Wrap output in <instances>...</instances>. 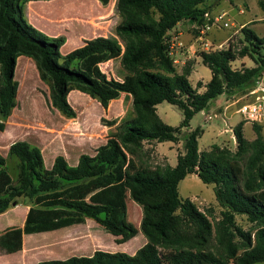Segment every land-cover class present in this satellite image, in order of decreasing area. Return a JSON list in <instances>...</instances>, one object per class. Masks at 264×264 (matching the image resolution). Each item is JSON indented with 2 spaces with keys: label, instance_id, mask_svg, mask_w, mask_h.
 I'll use <instances>...</instances> for the list:
<instances>
[{
  "label": "trees",
  "instance_id": "1",
  "mask_svg": "<svg viewBox=\"0 0 264 264\" xmlns=\"http://www.w3.org/2000/svg\"><path fill=\"white\" fill-rule=\"evenodd\" d=\"M50 1L54 0H0V131L4 132L17 106L16 66L21 57L34 62L48 87L49 107L68 120L77 118L68 99L73 91L106 110L122 94L132 104L122 119L108 121L112 129L106 143L93 156L80 155L76 166L58 156L48 169L40 148L18 141L9 148V157L17 162L14 178L8 159L0 153V177L5 181L0 215L20 201L29 207L23 228L0 233V254L22 251L25 235L53 232L91 219L119 238L118 244L139 232L146 243L133 255L97 250L90 256L37 264H264V136L259 124H253L254 141L246 139L243 122L234 129L236 152L218 145L201 152L203 130L188 132L185 152L175 167H150L145 149L146 143H179L194 116L212 102L251 91L264 75V37L244 27V46L238 53L231 45L222 51L202 52L199 56L212 77L199 93L202 83L194 88L189 80L191 65L177 71L168 35L183 21L202 23L210 12L207 0H117L123 22L113 34L87 40L67 54L62 53L64 37H50L25 19L27 3ZM96 1L103 6L110 3ZM238 58H249L256 66L233 69ZM117 60L124 73L120 81L101 69L102 64ZM164 102L182 110L179 127L166 124L158 115L157 106ZM190 175L214 186L223 208L216 223L193 201L181 197L180 183ZM126 201L142 208L139 229L125 221ZM239 215L257 224L254 238L238 227Z\"/></svg>",
  "mask_w": 264,
  "mask_h": 264
},
{
  "label": "rangeland",
  "instance_id": "2",
  "mask_svg": "<svg viewBox=\"0 0 264 264\" xmlns=\"http://www.w3.org/2000/svg\"><path fill=\"white\" fill-rule=\"evenodd\" d=\"M116 3L117 0H110L107 6L101 5L96 0L30 2L24 6V15L27 21L31 20L30 13L35 14L37 12V14H42V17L40 15L39 17L43 19L47 15L52 20L50 22L53 25L71 35L87 36L89 38L96 35L110 36L113 34L114 29L123 22V18L117 11ZM207 4L210 6L211 14L227 13L230 22L233 24L229 29L216 28L206 36V39L211 41L214 46L223 44V49H228L231 45L238 53L244 46V36L242 33L244 27L254 31L258 37H264V0H207ZM184 23L190 28L188 32L194 36L197 32L194 27L189 22L185 21ZM196 36L198 37V35H195V38H193L194 42L197 40ZM175 37V33L169 34L168 43L170 44V53L171 51L174 52L172 57L177 71L181 73L185 66L192 64V60L183 64L181 60L177 59L175 49H172ZM215 37L218 38L215 40ZM197 43L194 56H199L206 49L204 42L197 41ZM62 52L65 54L66 49L63 48ZM261 53L264 56V49ZM17 64L16 80L20 84L19 108L11 119V123L17 122L15 126L20 129V135L17 137V140L27 138L33 140V142L45 143L49 139L48 145L52 148L50 152L46 153L45 151V160L49 162L51 154L56 153L59 149L63 153H66L68 160L71 161L73 156L91 152L90 148L95 146L91 147L90 144L95 139L97 143H100L101 139H107L112 128L108 125L109 118L102 116L103 107L98 102L92 100L87 95L74 91V94L68 99L71 106L77 111V119L70 121L49 107L46 96L49 94V89L40 80L34 62L27 57H21L18 59ZM255 66L254 62L249 58H238L232 64L233 69L236 70L253 68ZM101 69L109 78L119 81L123 78L124 73L119 60L102 64ZM199 70L202 71L201 75L196 72L191 78L192 85L196 87L199 82L204 83V81L211 78V72L206 66L201 64ZM199 76L201 78L198 82ZM262 79H264V75ZM249 92V90H246L233 96H221L217 104L212 102L209 108L194 116L190 123L192 130L198 127L205 128L208 125L211 135L218 133L216 134L219 137L217 140H209L206 134L200 141L202 148L206 146V143H210L211 141L213 145H218L232 152L238 150V144L234 136L236 126H231L229 122L228 124L225 123L220 115L224 111L228 112L229 115L238 114L239 107L251 100ZM127 102L126 100L124 101V108L128 106ZM119 106L120 104H116L112 111L117 110ZM158 107L161 118L166 124L173 127L181 125L183 113L179 107L167 102L162 103ZM130 108L131 106L128 107V109ZM208 117H212V119ZM240 119L241 115H236L233 123L238 122ZM241 122L247 123L243 119H241ZM260 126L262 127V134L264 136V123L260 124ZM188 130L190 128L184 129L181 141L173 146L177 155L185 152L184 144ZM243 131L246 139L249 141H253L256 138L253 127L251 128L250 125H247ZM91 139L93 140L91 141ZM170 143L172 144V142ZM41 146L43 147V144ZM156 146V142L145 144V149L149 154L148 163L152 168L168 164V158L158 153ZM167 147H160V149L162 152H168L169 149ZM1 152L6 159L8 158L7 168L11 169L10 173L14 177V174H16V160L9 157V152ZM4 172L6 173V170ZM13 181L15 183V179ZM4 182L2 177H0V190H2ZM179 188L181 197L193 201L201 212L209 216L213 223L221 219L223 208L216 200L213 185H206L196 175H190L180 183ZM26 207L25 203L20 201L14 207L15 209L13 208L18 211L13 213L19 212V215H22L25 213ZM209 210L212 211V214H209ZM125 211L126 223L132 224L139 229L143 215L142 208L137 204L126 201ZM236 223L238 227L243 229L244 232L251 234L254 238L258 228L257 224L251 223L246 216L242 215L236 217ZM1 224L2 222H0ZM17 224L23 228L25 222L21 224L18 220ZM142 238L145 237L139 232L135 239L125 245H120L117 243L119 238L109 234L94 220L88 219L84 224L74 225L65 229L25 235L23 256L19 254H0V257H4L3 259L6 257L0 263L20 264L22 262V264H37L45 260L67 259L73 256H90L97 250L132 253L130 248L140 244ZM236 241L239 242L240 240L237 239Z\"/></svg>",
  "mask_w": 264,
  "mask_h": 264
},
{
  "label": "crops",
  "instance_id": "3",
  "mask_svg": "<svg viewBox=\"0 0 264 264\" xmlns=\"http://www.w3.org/2000/svg\"><path fill=\"white\" fill-rule=\"evenodd\" d=\"M50 2H53V1H50ZM32 3H41V2H32ZM37 12H35V14L33 13H30V16H31V20L29 19L28 22H30L31 25L33 26H36V29L40 30L41 32L45 33L46 35L50 36V37H64L65 40H66V43L65 45L63 46L64 49H66V53H69L81 46L84 45L85 41L87 40H90L92 38H95L97 36H104V37H107V35H96L94 37H87V36H77V35H71L69 33H66L65 31L63 30H60L59 28H57L55 25H53L50 21H52L51 19H49L46 15H44L45 19L43 18H40L42 17V14H37ZM40 15V17H39ZM185 22V21H184ZM184 22H181L179 23L175 28L174 30H172L169 34H172V33H175L176 34V37H175V42L177 40H179L177 43H175V53L177 55V59L181 60L183 64H186L187 61H191L192 60V64H191V67H192V73L189 77V80L192 84V81H191V78L195 75L196 72H198L199 75H201L202 71L199 70V67L202 63V59L200 56H194L195 54V48L197 47L198 43H197V40H195L194 42V39L195 38V35H198V33L196 32V34L194 36H192L188 30L190 29L186 23ZM186 22H189V21H186ZM190 25L193 26V23L189 22ZM197 37V36H196ZM218 37H215V40L217 39ZM214 40V41H215ZM63 48H62V51H63ZM63 53V52H62ZM174 54V52H173ZM172 54V55H173ZM195 57V58H194ZM110 62H114V61H110ZM109 63V62H108ZM106 64V63H105ZM17 67H18V64L16 66V70H17ZM201 71V72H200ZM104 72V71H103ZM109 75V74H108ZM212 77V75H211ZM200 76H199V79H198V82L200 80ZM211 80V78L207 81H204V83H202V87L199 89V93H203L205 91V87L206 85L208 84V82ZM197 82V83H198ZM194 88H196V86L192 85ZM74 92V91H73ZM73 92L70 93L69 95V98L71 97L72 94H74ZM19 93L20 91L18 92V96H17V106L16 108L14 109L11 117L8 119V121L6 122V128L4 130V132H1L0 131V153L2 154L1 151H4V152H9V148L10 146L15 143V142H18V141H27L29 144L31 145H34V146H37L38 148H40V150L42 151L43 153V156H44V161H45V165L48 169H50L53 164H54V161L56 159V157L58 156H63L67 162L69 163L70 166H76L78 161H79V157L80 155H76V156H73L71 161L68 160V157H67V154L66 153H63L62 151H60V149L56 152V153H52L51 154V159L49 162H47V160H45V151L46 153L47 152H50L51 148L52 147H49V139L46 140L45 143L43 142H33V140L31 139H19L17 140V137H19L20 135V129H18L16 126H15V123L17 122H13L11 123V119L13 118L14 116V113L17 111V109L19 108ZM81 93V92H80ZM85 95V94H84ZM128 101V106L126 108H124V101ZM220 100V98H218L217 100H215L213 103L217 104V102ZM99 104V103H98ZM116 104H120L119 108L117 110H115L114 112L112 111V109L114 108V106ZM132 104V99H126V95L125 94H122L121 98L119 100H115V101H112L108 107V109L106 110L105 108H103V113H102V116L105 117V118H109L108 120L109 121H113L115 119H122L126 112L129 110L128 107L131 106ZM161 105V104H160ZM159 106V105H158ZM157 106V113L158 115L160 116L161 118V113L159 112V107ZM75 109V108H74ZM54 110V109H53ZM56 111V110H55ZM77 112V111H76ZM236 115H238L237 113L236 114H233V115H229L228 112L224 111L220 117L222 118V120L228 124V122L231 124V126H238L239 124H241V119L238 121V122H234V119L236 117ZM119 117V118H118ZM77 119V118H76ZM162 119V118H161ZM75 120V119H74ZM74 120H70V121H74ZM163 120V119H162ZM14 121V119H13ZM164 121V120H163ZM165 122V121H164ZM247 125H250L251 128L253 127V124L251 123H244L243 124V130L245 129V127ZM202 130H203V135L202 137L199 139V148H200V151L203 152L202 150L204 151H209L210 150V146H213V142L210 141V143H206V146L204 148L201 147L200 145V141L201 139L207 134V136L209 137V140H217L219 137L218 133L216 134H212L211 135V131L209 129V126L207 125V127L203 128V127H200ZM194 130V129H193ZM254 130V129H253ZM184 131V130H183ZM192 131L191 129V126H190V130H188V132ZM215 133V132H214ZM244 133V131H243ZM212 136V137H211ZM235 136V135H234ZM93 138V137H92ZM93 139H91L92 141ZM208 140V141H209ZM255 140V139H254ZM253 140V141H254ZM107 141V139H101L100 143L96 142V139L95 141H93L90 145L91 147L93 148H90V151L91 152H87V154L89 155H95L96 153V150L99 146L105 144V142ZM207 141V142H208ZM43 144V147L41 146ZM98 144V145H97ZM90 145H88V147H90ZM165 146H168L167 148L169 149L168 152H162L160 147H165ZM173 146H175V143H170V142H164V143H157V146H156V151L160 154H163L164 156H166L168 159H167V162L168 164L171 166V167H175L177 165V162H178V156L180 155H177L175 152L176 150L173 148ZM181 154H184V152H182ZM82 155V154H81ZM8 159V158H7ZM49 163V164H48ZM26 207V206H25ZM15 209V208H14ZM14 209H11L9 210L8 212L0 215V222H2V224L0 225V233L4 232L5 230H7V228H12V227H19L18 226V220L20 221V223H24L25 220H26V216H27V213L29 211V207H26L25 208V213L22 214V215H19V212L18 213H13L15 211H18V210H14ZM21 216V217H20ZM21 228V227H20ZM139 234V233H138ZM137 234V235H138ZM136 235V236H137ZM135 236V237H136ZM132 238L131 240L135 239ZM129 240V241H131ZM128 241V242H129ZM126 242V243H128ZM126 243H123V244H120V245H125ZM146 241H145V238H142L141 241H140V244L138 245H135L134 247H131L130 251L132 253H128L130 255H133L135 254V252L143 247L145 245ZM25 247V239H24V246H23V249ZM23 249L22 251L18 252V253H15V254H19L21 256L22 255V252H23ZM10 255H14V254H10ZM4 256V255H3ZM4 257H0V261L1 260H5L3 259ZM0 264H9V263H4V262H1ZM22 264V262L20 263Z\"/></svg>",
  "mask_w": 264,
  "mask_h": 264
},
{
  "label": "built area",
  "instance_id": "4",
  "mask_svg": "<svg viewBox=\"0 0 264 264\" xmlns=\"http://www.w3.org/2000/svg\"><path fill=\"white\" fill-rule=\"evenodd\" d=\"M233 26L228 18L227 13L211 14L210 12L204 15L202 23H193L194 29L198 33L197 41L204 42L205 52L210 51H222L223 44L214 46V44L206 39V36L211 33L214 29H229ZM175 48V42L172 49ZM216 48V49H213ZM173 51H171V55ZM251 100L242 104L238 109V114L241 115L243 121L251 124H262L264 123V79L256 81L255 86L249 92ZM212 119V117H208Z\"/></svg>",
  "mask_w": 264,
  "mask_h": 264
}]
</instances>
